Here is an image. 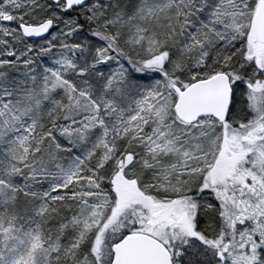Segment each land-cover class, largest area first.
I'll list each match as a JSON object with an SVG mask.
<instances>
[{
  "label": "snow or ice",
  "instance_id": "obj_1",
  "mask_svg": "<svg viewBox=\"0 0 264 264\" xmlns=\"http://www.w3.org/2000/svg\"><path fill=\"white\" fill-rule=\"evenodd\" d=\"M0 264H264V0H0Z\"/></svg>",
  "mask_w": 264,
  "mask_h": 264
}]
</instances>
